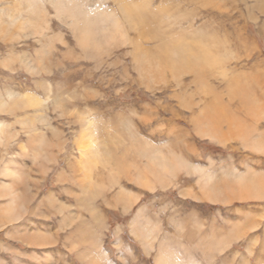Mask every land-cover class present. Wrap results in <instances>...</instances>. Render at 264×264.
I'll list each match as a JSON object with an SVG mask.
<instances>
[{"label": "rangeland", "instance_id": "374dc122", "mask_svg": "<svg viewBox=\"0 0 264 264\" xmlns=\"http://www.w3.org/2000/svg\"><path fill=\"white\" fill-rule=\"evenodd\" d=\"M57 1L0 0V264H264V0Z\"/></svg>", "mask_w": 264, "mask_h": 264}, {"label": "bare ground", "instance_id": "6f19581e", "mask_svg": "<svg viewBox=\"0 0 264 264\" xmlns=\"http://www.w3.org/2000/svg\"><path fill=\"white\" fill-rule=\"evenodd\" d=\"M120 1H122V0H120ZM58 3H57V9H58V11L59 12H63L64 14H66V16H68V17H70L71 19H72V24L73 25H75V27L77 28V26H78V24H79V22L80 21H83L84 23H83V26L81 27V28H79V34H80V36L82 35V37L84 38V37H86V36H88V34H89V31H90V29L89 28H87V24H88V20H89V18L87 17V13L86 12H84V10H83V6H81V4H80V2H79V0H58L57 1ZM126 11V10H125ZM101 17L102 16H104L103 14H101L100 15ZM106 19L105 20H107V19H112L113 21H115V17H114V12H111L110 14L108 13L106 16H104ZM103 17V18H104ZM141 23V22H140ZM117 25L119 26V23H117ZM78 29V28H77ZM84 41V40H83ZM208 57V56H207ZM209 61V60H208ZM252 110V109H251ZM85 122H87V121H85V119H84V123ZM83 123V124H84ZM88 123H89V121H88ZM87 123V124H88ZM82 124V125H83ZM233 124V123H232ZM5 125H3V123L0 121V136L2 135V132H3V130H2V128L4 127ZM86 127V125L85 126H83V128H85ZM230 131H232V133H234V134H236V135H238V136H240L241 138H245V139H248L249 137H251V135H252V131H253V129L250 127V128H248V126H245L244 124H242V122L241 121H238L237 123H235V125L231 128V130ZM85 134V133H84ZM90 134V133H89ZM82 139V138H81ZM83 140V139H82ZM1 141V140H0ZM257 146V145H256ZM258 149V148H257ZM263 149V148H262ZM36 159V158H35ZM6 166V168H5V171L8 173V174H16V172L15 171H13L12 170V168L10 167V166H7V165H5ZM164 166H165V164H164ZM175 166V165H174ZM207 174V173H206ZM206 177V176H205ZM213 178H215L214 177V175H213ZM90 180V179H89ZM246 180V179H245ZM243 181V180H242ZM145 183H146V181H145ZM232 184V183H231ZM226 185V184H225ZM224 185V186H225ZM239 185V184H238ZM80 186V185H79ZM168 186V185H167ZM223 186V187H224ZM226 186H232V185H226ZM236 186V185H235ZM235 186H234V188H235ZM240 186V185H239ZM207 187V186H206ZM237 187V186H236ZM240 187H243V185L241 184V186ZM251 187H252V185H251ZM250 187V188H251ZM256 187V186H255ZM245 188V187H244ZM248 188V187H247ZM15 189V188H14ZM121 189V188H120ZM207 189H208V187H207ZM238 189V188H237ZM240 189V188H239ZM256 189H257V187H256ZM260 189V191H262V190H264V189H262V187H260L259 188ZM262 189V190H261ZM89 190V189H88ZM231 190H232V188H231ZM235 190V189H234ZM251 190H252V188H251ZM16 191V190H15ZM210 191V190H209ZM208 190H207V192H209ZM216 191V190H215ZM254 191H255V188H254ZM260 191L258 192V190L256 191V192H258L259 194H260ZM253 192V191H252ZM255 192V193H256ZM9 193V192H8ZM119 193V192H118ZM213 193V192H212ZM217 193V192H216ZM225 193L227 194V192L225 191ZM257 193V194H258ZM262 193V192H261ZM5 194V193H4ZM3 194V195H4ZM205 194V193H204ZM211 194V193H210ZM214 194V193H213ZM218 194V193H217ZM216 194V195H217ZM246 194V191H241L240 192V197H245L244 195ZM250 194H252V193H250ZM257 194H255L256 196H257ZM0 195H2V193L0 194ZM225 195V194H224ZM229 195H230V192H229ZM249 195V194H248ZM260 195H262V194H260ZM89 196V195H88ZM238 196V195H237ZM264 196V194L262 195V197ZM222 197H223V195H222ZM230 197V196H229ZM239 197V196H238ZM261 197V198H262ZM118 199V198H117ZM136 199H138V198H136ZM219 199H220V197H219ZM17 197L13 194L12 195V198L10 199V203H8L9 205H7L8 207H6V211L5 212H3V214L4 213H6V215L8 216V215H11V217H15V218H17V216L19 215V214H16V212H17ZM131 200V199H130ZM132 200H134V199H132ZM211 200V199H210ZM214 200V199H213ZM136 201V200H135ZM225 201V200H224ZM131 202V201H130ZM128 203H129V201H128ZM65 209V208H64ZM3 210V209H2ZM4 211V210H3ZM68 211V210H67ZM69 213V212H68ZM70 214H68V216H69ZM64 216H66V215H64ZM67 217V216H66ZM140 217V216H139ZM67 218H69V217H67ZM1 222V221H0ZM1 224V223H0ZM67 226H69V225H67ZM135 232V231H134ZM146 232H148V231H146ZM37 236H34L32 233H29V232H26V238H27V240H30V242H36V244H37V242H38V244L40 243V244H47V243H51V239H50V237L51 236H48V237H46V238H42V236L40 237L38 234H36ZM91 235V234H90ZM20 236H22V235H20ZM46 236V235H45ZM91 238H93V236L91 235L90 236ZM87 238V237H86ZM88 239V238H87ZM97 239V238H96ZM79 241V240H78ZM82 241H83V239H82ZM88 241V240H87ZM87 241H85L86 243H87ZM29 242V241H28ZM92 242H94L93 241V239H92ZM53 243H57L56 241L54 242L53 241ZM76 243V242H75ZM79 243V242H78ZM91 243V242H90ZM89 241H88V246H89ZM97 243V242H96ZM52 244V243H51ZM92 245V244H91ZM46 246V245H45ZM94 247V250H95V248L97 249V247L96 246H93ZM92 247V248H93ZM100 247V246H99ZM90 248H91V246H90ZM99 249V248H98ZM98 249H97V251H98ZM91 252V251H90ZM99 252V251H98ZM161 255V254H160ZM92 256V255H91ZM90 256V257H91ZM96 256V255H95ZM101 256V255H100ZM89 257V258H90ZM81 258H82V255H81ZM92 258V261L91 262H93V257H91ZM91 258H90V260H91ZM98 258V256H96V259ZM169 259H170V257H169ZM173 259H175L174 258V256H173V258L171 259V261L174 263L175 261H173ZM164 260V259H163ZM167 260V259H166ZM90 262V263H91ZM162 262V260H159V263H161ZM166 262V261H165ZM169 262V261H168ZM100 263V262H99ZM164 263V262H163ZM162 263V264H163ZM96 264H98V262L96 263ZM103 264V263H102Z\"/></svg>", "mask_w": 264, "mask_h": 264}, {"label": "crops", "instance_id": "0c3cea01", "mask_svg": "<svg viewBox=\"0 0 264 264\" xmlns=\"http://www.w3.org/2000/svg\"><path fill=\"white\" fill-rule=\"evenodd\" d=\"M92 239H93V238L89 237V239H86V241L88 240L89 243H90V241H91ZM88 241H87V243H88ZM64 242H65L66 245H67L68 243L70 244L69 235H65V240H64ZM82 242H85V241H84V240H83V241L81 240V243H82Z\"/></svg>", "mask_w": 264, "mask_h": 264}]
</instances>
